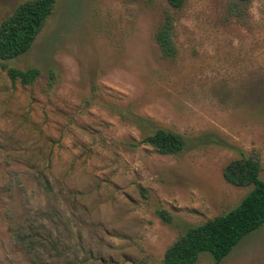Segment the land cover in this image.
I'll return each mask as SVG.
<instances>
[{"label": "rangeland", "instance_id": "rangeland-1", "mask_svg": "<svg viewBox=\"0 0 264 264\" xmlns=\"http://www.w3.org/2000/svg\"><path fill=\"white\" fill-rule=\"evenodd\" d=\"M25 1L0 0V22ZM4 67L40 74L23 86ZM4 67L0 264H164L251 191L223 179L230 161L258 160L264 182V0H57ZM157 130L183 149L141 142ZM219 264H264V224Z\"/></svg>", "mask_w": 264, "mask_h": 264}, {"label": "trees", "instance_id": "trees-1", "mask_svg": "<svg viewBox=\"0 0 264 264\" xmlns=\"http://www.w3.org/2000/svg\"><path fill=\"white\" fill-rule=\"evenodd\" d=\"M135 1V0H131ZM247 3L250 0H238ZM173 8H179L182 0H168ZM57 0H29L18 5L12 14L0 22V66L4 62L28 52L52 14ZM171 24L167 23L157 34V42L165 55H171L173 45L169 39ZM5 68V67H4ZM11 82L31 85L39 76V70L5 68ZM145 145L161 155H174L184 147L181 136L157 130L145 137ZM261 166L258 160L243 158L230 161L223 169V179L235 187L252 186L251 191L238 205L201 225L190 228L164 253V264H195L201 253H209L214 264H219L247 234L264 224V182L259 179Z\"/></svg>", "mask_w": 264, "mask_h": 264}]
</instances>
